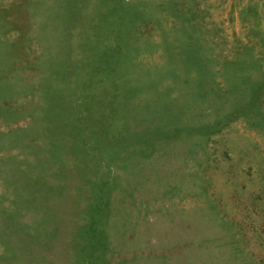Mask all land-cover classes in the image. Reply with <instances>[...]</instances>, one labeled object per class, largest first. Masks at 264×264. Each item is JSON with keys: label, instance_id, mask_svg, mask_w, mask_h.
Listing matches in <instances>:
<instances>
[{"label": "rangeland", "instance_id": "obj_1", "mask_svg": "<svg viewBox=\"0 0 264 264\" xmlns=\"http://www.w3.org/2000/svg\"><path fill=\"white\" fill-rule=\"evenodd\" d=\"M0 264H264V0H0Z\"/></svg>", "mask_w": 264, "mask_h": 264}]
</instances>
